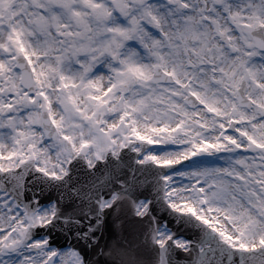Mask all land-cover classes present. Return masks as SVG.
I'll return each mask as SVG.
<instances>
[{
	"label": "snow or ice",
	"instance_id": "obj_1",
	"mask_svg": "<svg viewBox=\"0 0 264 264\" xmlns=\"http://www.w3.org/2000/svg\"><path fill=\"white\" fill-rule=\"evenodd\" d=\"M126 149L201 232L151 229L154 264H264V0H0V264H85L37 238L58 208L25 203L30 174L62 184ZM121 205L149 215L97 202Z\"/></svg>",
	"mask_w": 264,
	"mask_h": 264
},
{
	"label": "water",
	"instance_id": "obj_2",
	"mask_svg": "<svg viewBox=\"0 0 264 264\" xmlns=\"http://www.w3.org/2000/svg\"><path fill=\"white\" fill-rule=\"evenodd\" d=\"M121 159L124 163L109 159L92 170L79 160L62 184H45L37 177H30L25 193L27 203L38 198V205L50 201L58 204L55 227L40 230L37 237L48 235L50 244L57 248L77 249L84 256L85 264H118L108 255L114 249L129 253L136 264H154L153 246L146 242V237L150 238V230L159 229L163 222L174 237L199 239V227L165 208L157 190L160 173L152 175L151 168H136L134 157L122 156ZM117 192H122L135 204L142 198L150 199L149 215L140 219L127 205L100 213L98 200ZM181 257L182 253H175L173 264H185Z\"/></svg>",
	"mask_w": 264,
	"mask_h": 264
},
{
	"label": "rangeland",
	"instance_id": "obj_3",
	"mask_svg": "<svg viewBox=\"0 0 264 264\" xmlns=\"http://www.w3.org/2000/svg\"><path fill=\"white\" fill-rule=\"evenodd\" d=\"M174 173H171V174H169V175H173ZM142 204H146V202H143L142 201ZM50 207H52V205H45V206H43V207H41V209L42 208H46L45 210H47L48 208H50ZM162 232H164V233H166V234H169L170 235V233H169V230L168 229H166V228H162V230H161ZM46 238V237H45ZM179 240H184V239H182V238H179ZM54 248V247H53ZM55 249V248H54ZM63 250H69L68 248H65V249H60V250H58V251H63Z\"/></svg>",
	"mask_w": 264,
	"mask_h": 264
},
{
	"label": "bare ground",
	"instance_id": "obj_4",
	"mask_svg": "<svg viewBox=\"0 0 264 264\" xmlns=\"http://www.w3.org/2000/svg\"><path fill=\"white\" fill-rule=\"evenodd\" d=\"M173 175H175V173L173 174ZM140 204H142V202L141 203H139L138 205H140ZM46 208H42L41 210H45Z\"/></svg>",
	"mask_w": 264,
	"mask_h": 264
}]
</instances>
